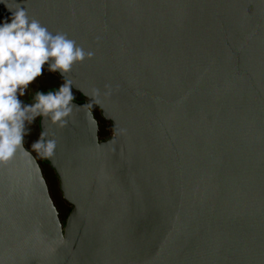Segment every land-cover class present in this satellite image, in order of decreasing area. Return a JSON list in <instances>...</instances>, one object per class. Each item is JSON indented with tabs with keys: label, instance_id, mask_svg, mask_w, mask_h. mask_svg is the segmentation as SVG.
I'll use <instances>...</instances> for the list:
<instances>
[{
	"label": "water",
	"instance_id": "water-1",
	"mask_svg": "<svg viewBox=\"0 0 264 264\" xmlns=\"http://www.w3.org/2000/svg\"><path fill=\"white\" fill-rule=\"evenodd\" d=\"M21 7L93 56L64 75L67 124L26 123L0 163V264H264V0H0V20Z\"/></svg>",
	"mask_w": 264,
	"mask_h": 264
},
{
	"label": "clouds",
	"instance_id": "clouds-1",
	"mask_svg": "<svg viewBox=\"0 0 264 264\" xmlns=\"http://www.w3.org/2000/svg\"><path fill=\"white\" fill-rule=\"evenodd\" d=\"M10 19V23L7 20L0 23V163L8 162L18 151L27 154L23 142L30 129H26V123L50 116L53 124L61 127L67 124V118L78 106L73 104L76 97L71 81L64 80V75L75 63L93 56L66 34H53L38 20L30 19L23 7L12 11ZM45 65L48 71L58 72L64 83L47 93L36 92L35 102L24 104L20 97L42 76ZM98 95L96 90L93 98L97 104ZM31 148L42 158H51L56 141L46 139V133L41 132Z\"/></svg>",
	"mask_w": 264,
	"mask_h": 264
},
{
	"label": "flooded vegetation",
	"instance_id": "flooded-vegetation-1",
	"mask_svg": "<svg viewBox=\"0 0 264 264\" xmlns=\"http://www.w3.org/2000/svg\"><path fill=\"white\" fill-rule=\"evenodd\" d=\"M4 21H2V20H0V23H3ZM43 74L49 79V80H56V83H54V84H52V86H50L49 88H47L46 90H40V91H42V92H44V93H47L48 91H50V90H56V89H58L60 86L58 85V83H60V82H63L64 83V80H63V78L60 76V74L58 73V72H56V73H53V72H50V71H48V67H47V65H45L44 66V68H43ZM72 91H73V95L76 97L75 99L76 100H85V97L82 95V94H80L78 91H75L73 88H72ZM36 92H38V91H36ZM36 92H35V94H36ZM35 102V101H34ZM89 103L92 105V109H93V112L95 113V115H96V117H97V119H98V122H99V135H100V138L101 139H106L105 138V136H109L110 137V135H111V133L112 132H114V129H113V127H112V124L109 122V121H107V120H105L103 117H102V115H100L99 113H101L100 112V110H99V108H97L95 105H94V103L92 102V101H89ZM99 114V115H98ZM39 125H40V117H39ZM39 128H40V126H39ZM103 131V133L105 134V135H103V134H101V132ZM24 142H25V138H24ZM25 145H26V143H25ZM27 146V145H26ZM28 148V147H27ZM29 149V148H28ZM30 150V149H29ZM31 151V150H30ZM33 153V152H32ZM34 154V153H33ZM35 155V154H34ZM35 157L37 158V160L39 161V163L40 164H44V162L46 161L47 162V164H49V162L47 161V158H42V157H40V158H38L36 155H35ZM50 165V164H49ZM43 169V168H42ZM45 175V174H44ZM57 179L59 180V177H58V175H57ZM60 182V181H59ZM60 189V191H61V188H59ZM51 192V191H50ZM61 193H62V191H61ZM51 195H52V193H51ZM52 198H53V200H54V197H53V195H52ZM66 201V200H65ZM54 202H55V200H54ZM55 204H56V202H55ZM67 204L69 205V210H70V208L72 207L68 202H67ZM56 206H57V204H56ZM60 212V211H59ZM69 212V211H68ZM60 215H61V213H60ZM62 219V222H63V218H61ZM66 219H67V217H66Z\"/></svg>",
	"mask_w": 264,
	"mask_h": 264
},
{
	"label": "trees",
	"instance_id": "trees-1",
	"mask_svg": "<svg viewBox=\"0 0 264 264\" xmlns=\"http://www.w3.org/2000/svg\"><path fill=\"white\" fill-rule=\"evenodd\" d=\"M101 134H103V135H105L104 133H103V131L101 132ZM109 136H105V138H108ZM48 161V160H47ZM72 210V207L70 208V210H69V212H68V215H69V213H70V211ZM68 215H67V217H68ZM63 223L65 224L66 223V217H65V219H63Z\"/></svg>",
	"mask_w": 264,
	"mask_h": 264
}]
</instances>
